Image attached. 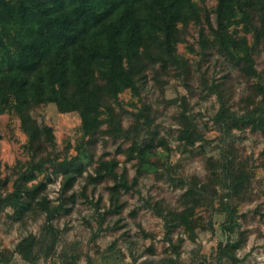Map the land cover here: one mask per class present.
<instances>
[{"label": "rangeland", "instance_id": "374dc122", "mask_svg": "<svg viewBox=\"0 0 264 264\" xmlns=\"http://www.w3.org/2000/svg\"><path fill=\"white\" fill-rule=\"evenodd\" d=\"M194 1L199 21L177 24L180 39L174 55L182 58L181 65L149 62L137 93L125 88L109 101L119 126L102 112L93 144L84 142L78 114L67 101L57 99L30 109L38 123L50 126L53 139L45 143L42 168L32 169L34 177L26 183L43 181L49 204L60 206L47 228L35 202L19 216L11 206H2L0 264H264V128H219L213 121L217 96L209 91L215 83L237 114L257 101L256 85L264 84V49L257 45L252 53L258 76L242 74L213 44L201 50L200 31L211 38L203 12L213 24L215 0ZM246 37L250 44L251 31ZM24 141L16 115L0 109V198L12 188L17 171L27 166ZM70 157L82 164V170L64 189L56 162ZM108 157L117 160V173L123 170L128 182L134 180L131 188L119 189L116 211L108 196L112 180L96 171L98 158ZM226 160L228 170L239 172L242 179L235 192L224 179L221 164ZM216 170L218 175L211 176ZM190 176L203 184L204 197L189 214L191 237L180 226L170 232L173 250L162 218L150 205L161 211L181 209L185 185L179 179ZM229 207L234 209L232 222L224 219ZM98 220L102 229L94 235ZM29 233L35 243L24 259L14 246ZM236 239L241 243L233 246Z\"/></svg>", "mask_w": 264, "mask_h": 264}, {"label": "trees", "instance_id": "16d2710c", "mask_svg": "<svg viewBox=\"0 0 264 264\" xmlns=\"http://www.w3.org/2000/svg\"><path fill=\"white\" fill-rule=\"evenodd\" d=\"M213 13L212 24L203 12L211 38L206 39L200 31L201 50L213 44L242 74L258 76L252 53L257 45L264 49V0H215ZM199 17L194 0H0V109L7 108L18 118L25 133L23 146L29 153L27 166L17 171L12 188L0 198V209L9 205L13 215L19 216L31 201L35 202L44 213L47 228L60 206L49 204L42 193L43 181L26 183L34 177L32 169L42 168L47 159L42 152L45 143L53 139L50 126L38 123L30 115L33 106L57 99L67 101L78 114L84 142L93 144L103 121L102 112L115 127L119 126L109 101L125 88L137 93L138 81L149 62L181 65L182 58L174 55L180 39L177 24L189 19L198 22ZM256 87L259 99L237 114L228 108L217 85L212 83L209 91L215 92L218 100L214 123L223 130L245 125L250 129L264 128V84ZM140 115L147 125V117L141 112ZM227 163L228 160L221 164L226 171L224 179L235 192L242 179L239 172L228 170ZM56 164L63 174L64 189L82 170V164L72 157ZM97 165V174L108 175L112 180L108 196L116 211L119 189L131 188L134 180L128 182L123 170L116 172L117 160L113 157L98 158ZM218 173L216 170L211 176ZM179 180L185 185L181 209L161 211L148 204L162 218L164 235L173 250L176 247L170 241V232L180 226L191 237L189 214L204 197L203 184H198L196 177ZM233 214L234 209L227 208L225 221L232 222ZM98 215L101 217L102 212ZM101 229L98 220L93 234ZM34 243L35 237L29 233L15 243L14 251L27 259ZM240 243L236 239L232 245Z\"/></svg>", "mask_w": 264, "mask_h": 264}]
</instances>
